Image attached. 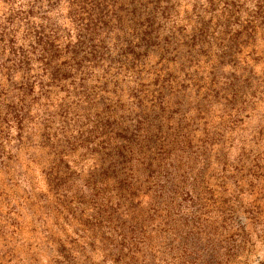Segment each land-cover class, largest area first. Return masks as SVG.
<instances>
[{"label": "rangeland", "instance_id": "1", "mask_svg": "<svg viewBox=\"0 0 264 264\" xmlns=\"http://www.w3.org/2000/svg\"><path fill=\"white\" fill-rule=\"evenodd\" d=\"M51 5L86 83L0 172V264H264V0Z\"/></svg>", "mask_w": 264, "mask_h": 264}, {"label": "trees", "instance_id": "2", "mask_svg": "<svg viewBox=\"0 0 264 264\" xmlns=\"http://www.w3.org/2000/svg\"><path fill=\"white\" fill-rule=\"evenodd\" d=\"M51 1L0 0V172H6L23 149L26 154L29 149L38 153L50 150L53 139L54 143L65 142L52 136L67 126L69 116V110H61L68 91L58 87L68 82L70 86L78 81L81 86L86 83L84 65L88 60L65 48L66 36L50 20L56 11ZM117 21L122 22L121 18ZM90 30L79 35L78 42L88 37ZM113 87L117 90L118 86ZM58 101L62 103L56 106ZM55 117L59 121L52 129ZM38 129L41 136L36 141L34 132ZM91 141L92 135L88 134L86 142ZM116 154L125 156L121 151ZM59 159L63 160L62 154H55L48 164L54 166Z\"/></svg>", "mask_w": 264, "mask_h": 264}]
</instances>
